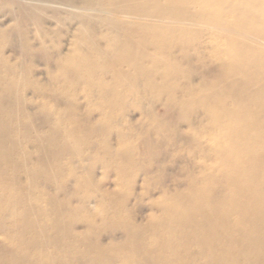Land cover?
Wrapping results in <instances>:
<instances>
[{
	"label": "rangeland",
	"instance_id": "rangeland-1",
	"mask_svg": "<svg viewBox=\"0 0 264 264\" xmlns=\"http://www.w3.org/2000/svg\"><path fill=\"white\" fill-rule=\"evenodd\" d=\"M249 1L0 0V31L19 30L0 45V120L7 124L0 143L6 142L13 157L0 163V177H12L23 187L2 191L10 193L0 201V264H196L202 257L206 263L258 264L241 253L250 250L241 241L247 223L264 217L247 213L258 201L249 202L242 185L248 179L257 184L249 170L261 163L250 164V177L238 173L234 187L230 166L224 165L252 161L243 152L247 144L254 147L262 127L245 123L242 105L253 109L254 102L243 97L232 107L225 98L220 113L201 104L225 83L232 40L248 43L222 35L215 26L257 36L247 55L264 60V1ZM25 6L35 11L27 13ZM21 19L31 31L33 49L26 46ZM186 23L189 33L182 30ZM128 30L139 42L132 56L109 51L110 38L125 37ZM41 40L47 49L38 46ZM257 68L263 71L264 65ZM12 87L22 98L24 109L16 117L27 132L9 122L7 108L17 102ZM247 131L251 139L243 142L241 133ZM55 133H75L70 144L77 145L66 157L59 184L43 180H48L43 165L51 149L46 139ZM42 134V141L28 139ZM11 144L19 147L9 150ZM233 189L240 192L237 200ZM25 199L45 206L42 222ZM183 200L188 210H182ZM205 202L209 209L221 203L223 213L214 218L199 212ZM56 208L66 212L57 221L69 232L61 250L50 228ZM183 219L190 223L178 229ZM130 226L144 229L147 251L125 247L117 253ZM209 226L214 230L207 231ZM112 241L117 246L109 248ZM164 242H169L166 252ZM98 247L106 257L87 262Z\"/></svg>",
	"mask_w": 264,
	"mask_h": 264
},
{
	"label": "bare ground",
	"instance_id": "bare-ground-1",
	"mask_svg": "<svg viewBox=\"0 0 264 264\" xmlns=\"http://www.w3.org/2000/svg\"><path fill=\"white\" fill-rule=\"evenodd\" d=\"M246 4H251V1L249 0H243ZM264 1V0H263ZM42 5V7H44L45 5ZM33 6L30 7H22V10L25 12H32L35 11V9H33ZM20 25L19 27L22 29L23 27V31H25L22 35H24L25 37V42H26V46L30 47L31 49H33V47L31 46L32 42V38L30 37V33L31 31H29L28 27L25 25L24 19H21V21H19ZM135 24H139V23H129L130 26H133ZM187 24V27H186ZM186 24H181L182 25V30L187 31V33H189V25L188 23ZM224 24V23H223ZM41 27V26H39ZM215 28H217L218 30H220L221 34L222 32H224V35H234L233 38L236 37H240L242 39H247L248 43H251L252 41H256L258 40L257 36H254L253 34L251 35L248 32H242V31H237L235 28H231V27H223V26H215ZM20 32H23V31ZM13 28L11 29V31L9 32H3L2 30L0 31V45H1V40L7 37H12L14 35H16L18 32L16 33ZM127 32H131V31H127ZM133 33V34H132ZM119 33H115V35H118ZM124 34H127L126 32ZM137 33L131 32L130 34L125 35V37H115L112 36L110 38L109 43L111 44L110 47H108L109 51H111L112 53H118L119 55L123 56V57H128V56H132V52L134 49L135 45H138L139 42H137L135 40V37L133 35H135ZM21 35V34H20ZM223 35V34H222ZM29 39V40H28ZM165 39V38H163ZM142 40V39H141ZM29 41V42H28ZM174 40H171L170 42H173ZM40 43V45L38 44ZM38 46L47 49V45L46 42L41 40L40 42H38ZM248 43L243 44L240 43L238 41H236L235 39L232 40L231 46L230 48H228V50L226 51V54L228 56V62L227 64H224V68H225V73H226V80L225 83L223 85V87L218 88L215 91V97L213 96H209L206 98H203L204 100L202 101V105L206 106L210 109H215L217 110L218 113H220V108H221V103L223 102V99L226 98V100L228 102H226V105H231L232 107L235 105V103L237 102V100H240V98L246 97V99L248 98L250 101L254 102L253 109L249 108V107H245L242 105V108L246 109V113L248 119L245 120V123H247L248 125H250L251 123H255L258 124L262 127V131L260 134L256 135V143H254V147L252 145V147H249V144H247V149L244 150L243 154H246L248 156H250L249 158L252 159V161H249L247 164H240L239 166H237L236 164H234V160H229V161H225L224 165L225 167L230 166V168L228 167V170H231L229 173V178L232 181L231 184H233V187L235 186L236 182L239 183L238 179L236 181V175L239 173L240 177L242 179H245V177H250L249 176V172H247L246 170L250 167V164H254V161L257 160V162H260L261 165L257 166V167H252V169H248L249 171H251L252 174L257 175L256 176V181L257 184H254V182H252L251 180L249 181L246 180V183L244 185H242V194L246 195L247 193V200L250 201H258L257 202V209H250V208H255L254 203H252L250 205L247 211L248 214L250 213H259L260 217H264V208H262L264 206V120L260 119V117L264 118V69L262 71V68H257L259 65L262 67L264 65V60L263 59H251L250 56L247 55L248 52ZM144 44V43H141ZM36 46V45H35ZM170 52L172 50H169ZM1 53V51H0ZM232 58V64L230 62ZM98 89V88H97ZM12 92H14V96H16V101L12 106H10L9 108H7V113L11 114V118L9 120L10 124L13 125L12 128L15 127L16 130L22 129L23 132H27L26 128H23L21 125V119L19 120L16 115L18 114V112L20 110H23V102H22V98L18 95V90H15L14 87H12V89H10ZM100 90L99 92L105 93L107 94L108 92L112 91L110 89H106V88H100L98 89ZM194 92V89H192V93ZM104 100H107V98H103ZM235 102V103H233ZM247 102V101H246ZM247 109H252V110H247ZM252 111V112H249ZM17 113V114H16ZM15 117H14V116ZM218 122V123H217ZM217 124H229V122H224V121H219L217 120ZM230 122L232 124H236L237 121H233L230 120ZM211 123V122H210ZM7 125L6 123L2 122L0 120V130ZM33 132H35L34 128H31ZM248 132V131H247ZM42 135H38V136H34L32 135L31 137H29L28 139H34L36 142L38 141H42L45 139V136ZM75 133L73 134H69L66 133L64 134L63 137L60 134L55 133L53 136H49L46 140L50 143V150L47 154L48 158H46L45 162H44V168L46 169V171L44 172L46 174V177L48 180L43 179L44 181H53L54 183H60V181H62V178H60V174H61V170L64 168V166L66 165L65 162L67 161L66 157L67 155L70 153V151H73V149H75L77 147V145H73L70 144V139L71 137H75ZM248 136L251 139V135L246 134L245 136L243 135V133H241V139L243 142L248 141ZM258 138V139H257ZM88 142V141H87ZM77 144V143H75ZM5 147L0 143V163L2 162H6L8 160H10L12 157L9 156L7 154L6 151V142H4ZM14 148H18L19 145H13L11 144L9 147V150ZM154 148L156 147L155 145L152 144H147L145 145V148ZM254 154V155H253ZM235 155V154H234ZM222 159V158H221ZM255 165V164H254ZM36 168H41L40 166H34ZM27 171H30L29 168H26ZM32 173H37L36 171L32 170ZM252 180L254 181L255 177L253 175H251ZM4 181H6L8 184H5L4 187H0V201H4L2 196L6 195L8 193H10L9 191H5L2 192L4 189H9L11 191H15V189L21 190L23 189V187H17L15 186L14 182L16 181L14 178H10V177H0V183H4ZM57 181V182H56ZM236 181V182H235ZM244 181V180H243ZM242 181V182H243ZM246 186L248 188H246ZM251 186H253V188L251 189ZM255 187L259 188L260 191H256ZM27 190H29L32 193H38V190H35L31 187H27ZM198 189V188H197ZM239 191H241V189L238 188ZM236 189V190H237ZM234 190V189H233ZM233 192V196H234V200H237L239 193H235V191ZM41 191V190H40ZM42 192V191H41ZM33 197V199L36 197L35 195H31ZM42 197V195H41ZM180 198V197H178ZM56 202V201H55ZM192 202V201H191ZM9 203V202H8ZM187 201L184 202L183 200V204H185V208L182 210H188V205H186ZM207 202H205L204 206H200L202 208V210H199V212H204V214L211 213V216H214L217 214L214 213H218V214H222L223 213V208L220 206L221 203H217L219 206L215 207V208H207L209 205V202L206 204ZM10 204L12 206H20L22 205L21 202L20 203H16L13 204L12 202H10ZM23 204L25 206H27L33 213V215L35 216V211H38V216L35 217H40L39 222H42L43 218L42 216L45 214L46 209L45 206L43 205L42 207H34L32 206L33 204V200L28 203L26 201V199L23 201ZM180 205V202L178 203ZM263 204V205H262ZM260 205V207H259ZM244 207L246 205H243ZM247 207V206H246ZM169 214H171L169 216V218H172V213H170L168 211ZM190 213V212H189ZM214 214V215H213ZM55 222H54V218H53V224L50 227L51 229H53L56 233H57V237L59 239V246L58 248L61 250L62 247H64L65 241L67 239V237L69 236V232L66 230L67 226L66 224L64 225V222H58L57 220L60 221L61 218H64V216H66V212L63 213L62 209L60 208H56L55 210ZM215 218V216H214ZM188 219V218H187ZM183 219V225L180 223H177L176 226L179 228L185 226V224L190 223V219ZM264 220V219H262ZM185 222V223H184ZM29 225V224H28ZM36 225V224H33ZM37 226V225H36ZM173 225L171 224L170 227H172ZM22 227H25V223L22 224ZM214 226H209L207 227V231L211 232L214 230ZM36 227H32L29 230H35ZM244 231V235H243V240L241 241V244H244L246 246L249 247V251L243 252L241 251V253L245 254L247 258L252 259L255 258L258 264H263L264 263V222H259L257 220L253 221L250 220L247 225L243 228ZM125 234L126 237L124 238V242L120 245L117 246V243L115 241H112L109 248H113L117 246V253H122V251L120 250L121 248H125V247H129L130 250L135 251V252H142V251H147V247L145 244V238H144V229L141 228H132V226L130 227H125ZM42 233L37 235L35 237V240L38 241H42ZM143 240V241H141ZM180 240V239H179ZM178 240V241H179ZM166 242V241H165ZM164 242V243H165ZM181 242H186L185 240L183 241H179L178 244H181ZM64 243V244H63ZM166 244V243H165ZM95 246L97 245L94 244ZM167 245H169V242L166 244L165 248H164V252L168 251V247ZM185 248L188 249L187 246H184ZM205 254V253H204ZM106 256H104V250L102 249H97V256H92L89 257L87 262H91V260H97V258H105ZM178 258V257H176ZM179 257L177 260L178 261H182V258ZM176 260V259H174ZM187 263V260H186ZM185 264V262L183 263ZM196 264H214V263H206L205 260H203V257L200 258L199 260H196ZM216 264V263H215Z\"/></svg>",
	"mask_w": 264,
	"mask_h": 264
}]
</instances>
